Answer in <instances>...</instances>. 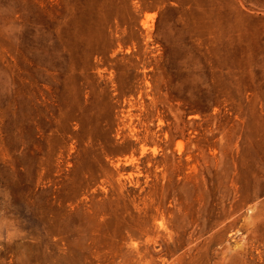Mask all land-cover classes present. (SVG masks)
<instances>
[{"label": "rangeland", "instance_id": "rangeland-1", "mask_svg": "<svg viewBox=\"0 0 264 264\" xmlns=\"http://www.w3.org/2000/svg\"><path fill=\"white\" fill-rule=\"evenodd\" d=\"M0 264H264V0H0Z\"/></svg>", "mask_w": 264, "mask_h": 264}]
</instances>
